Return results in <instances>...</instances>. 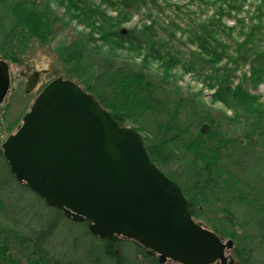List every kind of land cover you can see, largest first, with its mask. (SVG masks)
Here are the masks:
<instances>
[{
  "label": "trees",
  "instance_id": "trees-1",
  "mask_svg": "<svg viewBox=\"0 0 264 264\" xmlns=\"http://www.w3.org/2000/svg\"><path fill=\"white\" fill-rule=\"evenodd\" d=\"M1 1L3 9H7L8 15L14 19L10 30L4 33L6 38L10 36L5 40L6 46L16 49L11 39L13 34L46 41L53 14L48 0H41V4H36L35 0ZM56 1L65 5L70 19L88 28L87 33L61 49L69 67L68 73L120 125L130 120L140 131L146 130L147 125L153 127L151 135L143 137L148 157L180 187L190 204L195 199L207 198V192H214L211 178L225 177L227 180L219 183L222 188L216 191L230 192L243 199L252 211L264 216V186L262 189L246 187L240 184L236 173L218 170V159L229 146L248 147L250 153L244 155L243 151L242 155L246 158L252 155L253 169L258 166L254 169V180L264 181V100L254 92L264 82V0H254L252 4L249 0H200L203 5L210 4L214 11L210 17L191 27L187 38L194 48L188 50L184 70L200 75L205 86L212 90V100L228 107L231 115L204 109L199 92L183 97L177 87L172 90L173 95L160 87V83L172 78V70L182 64L185 56L173 46L174 29L167 24H158V19L152 16V11L163 9L158 0H97L98 3L93 2V5L88 0ZM142 6L147 9L145 22L130 29L124 28L132 10L138 11ZM244 7L247 10H242ZM107 8L115 13L109 14ZM231 11H235V23L226 26L222 20ZM3 49L6 47H0V56L10 58L11 54L7 55ZM152 62L160 72L155 78L146 72ZM243 66L247 69L240 73L237 81L234 80L235 73ZM157 92L162 93L161 97ZM162 112L166 118L159 117ZM149 117L150 121L147 120ZM204 123L209 126V131L203 134L200 127ZM237 129L241 139L230 140V131ZM186 158L190 169L193 168L187 177L199 179L192 197L174 174L181 166V160ZM3 230L0 229V234ZM224 234L233 239L236 237L232 230ZM5 239L0 238L2 262H8L6 252L10 249ZM19 241L28 243L27 238ZM113 242L111 239L101 241L102 254L108 260L105 264H112L110 261L126 264L122 256L114 254ZM123 244L132 245L130 242ZM138 248L144 264H158L152 255ZM28 249H32L36 258L30 264H77L71 260L53 259L35 245L25 247L26 256ZM94 264H102L99 257ZM133 264L139 263L134 261Z\"/></svg>",
  "mask_w": 264,
  "mask_h": 264
},
{
  "label": "water",
  "instance_id": "water-1",
  "mask_svg": "<svg viewBox=\"0 0 264 264\" xmlns=\"http://www.w3.org/2000/svg\"><path fill=\"white\" fill-rule=\"evenodd\" d=\"M9 81L0 57V103ZM207 131L203 124L200 132ZM1 150L18 182L73 221L87 219L94 236L133 239L159 263H226L233 241L193 221L180 188L149 159L142 135L73 81H50Z\"/></svg>",
  "mask_w": 264,
  "mask_h": 264
},
{
  "label": "rangeland",
  "instance_id": "rangeland-1",
  "mask_svg": "<svg viewBox=\"0 0 264 264\" xmlns=\"http://www.w3.org/2000/svg\"><path fill=\"white\" fill-rule=\"evenodd\" d=\"M10 1L11 0H5V3ZM48 1L53 14L50 31L46 41H40L32 37L26 39V36L22 34H10L13 40L12 42L14 45L16 44V49L11 50L9 45L6 46L7 43H5V40L10 36L6 38L4 33L10 30L11 22H13L14 19L8 15L9 12L7 9H3L4 4L0 0V47H6V49H3L5 50L4 52L12 56L3 59L7 61L13 71L21 67L25 62L34 61L38 69L47 67L50 71H55L56 74L63 78L70 79L78 84L76 78L68 73L69 67L66 64L65 55L61 49L79 35L87 33L88 28L78 23L75 19H70L69 14L66 12L65 5L58 4L56 0ZM253 1L254 0H249L251 4ZM88 2L92 5L93 2L98 3L97 0H88ZM35 3L41 4L42 2L41 0H35ZM158 4L163 9L152 11V16L158 19V24H167L174 29L173 46L175 48L177 47L185 56L182 59V64L172 70V78L168 80V82L160 83V87L162 89L165 88V91L170 95H173L172 90H175L177 87L179 88L180 95L183 97H188L191 96V94L199 92L200 100L204 103V109L210 110L212 113L216 114L223 111L226 115H231V111L228 107L219 101L212 100V90L205 86L200 75L193 71H186L183 68V64L186 58H188V50L194 48L187 39L191 33L190 28L200 21L205 20L207 17H210L214 8L210 4H201L200 0H158ZM242 10H247V8L244 7ZM107 11L109 14L115 13L109 8H107ZM146 12V6H142L138 11L132 10L130 20L124 23L123 27L130 29L134 26L141 25L145 22ZM234 12L235 11H231L230 15L223 18L222 23L224 25H234ZM147 22L149 21L147 20ZM60 50L62 52L61 54ZM91 58L93 59V55ZM156 67V63L152 62L148 68H146L148 69L146 70L147 74L152 78H155L160 73ZM246 69L247 67H241L235 73L234 80L237 81L240 77V73ZM50 76L51 73L48 74L46 78ZM20 86V88L17 87L20 90L8 94L5 107L2 110L0 109V151L1 143L6 139L9 133L16 129V124L27 112L28 106L31 105L30 103L36 93V87L32 92L24 93L22 89L23 83H20ZM254 92L264 100V82L260 83ZM157 95L161 97L162 93L157 92ZM160 114V118H166L165 112ZM147 120L150 121V117ZM149 121L145 122L149 124ZM125 125L137 130V125L130 120H128ZM151 128H153L151 125H147L146 130L137 131L143 137L145 135L149 136L151 135ZM229 138L230 140L241 139L240 130L230 131ZM243 151L246 153L244 155L250 153L248 147L237 149L236 147L229 146L218 159V165L220 166L218 170H222L225 173L226 171L236 173L240 184L243 183L246 187L255 186L262 189L264 181L256 182L254 180V173L256 171L254 169L258 166L253 169L255 161L251 159L252 155H248L249 158L243 157ZM187 159L188 158L181 160L179 163L181 166L178 170H175L174 174H176L179 184L182 185L192 197L197 189L195 186H197L199 179L187 177V175H189V173L191 174V171H193V168L190 169L189 167L190 164L186 162ZM186 165H188V170H185ZM226 180L227 178L225 177L211 178L210 181L214 185V187H212L215 189L214 192H211V194H213V199L210 200L209 197L205 199L201 198V200L195 199V205H199L201 211H204L201 213L204 222L212 226L213 223H210L206 218L210 216V206L214 205L215 208H221L225 205L224 200L226 198H233L234 200L232 202L235 201V203L228 206L229 212L234 218L233 230H236V237L233 240L238 247L243 248L242 250L250 251V253L247 254V264H264V216L258 214V212L252 211L243 199L234 197L230 192H217V189L222 188H219L220 181ZM206 194L208 196V192ZM216 212L219 215L222 214L220 210H216ZM230 225L231 223L227 224V226L231 228ZM1 228H4V230L3 232L1 231L2 236L0 234V238H7L5 240L10 246L8 252L11 254L9 260L11 264H30V262L36 259L35 255H32V249H28L29 253L27 256L24 254L25 247L29 248L31 245H35L44 250L47 252L48 256L53 259L61 261L71 260L77 262V264H94L96 257L100 258L102 264L108 261L102 254L100 239L90 235L81 224L71 223L65 220L52 207L46 206L43 200L35 193L31 192L27 186L19 184L15 178L11 176L7 163L3 156L0 155V229ZM225 237H228V235H225ZM21 238H27L28 243L22 244L19 241ZM120 244L124 247L118 251L117 256H122L126 264H133L134 261L139 264H144L145 260L142 254L139 253V248L137 246L130 244L127 246L122 244V242ZM110 262L113 264L112 261ZM2 263V260H0V264ZM163 264L177 263L167 261Z\"/></svg>",
  "mask_w": 264,
  "mask_h": 264
},
{
  "label": "flooded vegetation",
  "instance_id": "flooded-vegetation-1",
  "mask_svg": "<svg viewBox=\"0 0 264 264\" xmlns=\"http://www.w3.org/2000/svg\"><path fill=\"white\" fill-rule=\"evenodd\" d=\"M8 69H9V77H10V83H9V90H8V93H7V96L8 94H10L11 92H16L18 90H20L19 88L21 87L20 86V83L22 84L23 83V92L24 93H29V92H32L35 87H36V93H35V96L33 97L32 101L34 100V98L37 96V94L50 82L52 81L53 79H55L56 77H62L58 74H56L55 71H50L47 67L44 68V69H38L35 65V62L34 61H29V62H25L23 65H21V67H19L18 69H16L15 71H13L11 69V67L9 66L8 64ZM51 73V76L49 78H46V76L48 74ZM63 78V77H62ZM33 80V83H32V87L30 88V90L28 92L25 91L26 87H27V84L31 82V80ZM65 79V78H64ZM19 87V88H17ZM6 101L7 99L5 100L4 103H1L0 104V109L2 110L4 107H5V104H6ZM31 101V103H32ZM30 103V104H31ZM30 106V105H29ZM28 106V107H29ZM21 122V118H20V121H18V123L16 124V127L19 125V123ZM220 180V179H219ZM19 184H23L26 186L25 183H19ZM213 194H208L207 197H209L210 200H212ZM224 195V194H223ZM42 199V198H41ZM234 199L232 198H226L224 200V206H222L221 208H215L214 205H211L210 207V212L209 215L210 216H207L206 218L208 219V221L210 223H213V225H208V223L204 222V220L202 219L201 217V213L204 212V211H201L200 209V206L199 205H195V201L191 202L190 204V213H191V217L193 218V220L195 222H197L198 224L202 225L203 227H206L208 229H210L211 231L215 232L222 241H226L227 239H233L231 238L230 236L228 237H225V235H223L226 230L230 229V227L227 226V224L231 223V228L233 227V221H234V218L232 216V214L229 212V208L228 206L229 205H232L234 202H232ZM215 201V200H214ZM65 220L71 222V223H78V224H81V226H83L85 228V230L91 235V233L89 232L88 230V221L86 219H84L83 221L81 222H74L70 217H66L63 212L60 210V209H55ZM216 210H220V212H222V214H218L216 212ZM50 225V224H49ZM227 226V227H225ZM93 236V235H92ZM113 240L114 242V254L117 256L118 254V251L121 249V247L117 246L119 245L121 242L122 244L125 243V242H130L133 246H138L140 247L135 241L131 240V239H127L123 236H119V235H112L111 237L109 238H105V239H100L101 241H104V240ZM142 248V247H140ZM146 253L152 255L156 261L159 263L158 261V256L156 253L154 252H151V251H148L144 248H142ZM243 248L241 247H238L237 244H235L234 240H233V247L230 248V249H226L224 251V254L225 256L227 257V260H226V263L225 264H247L248 263V257H247V254L250 253L249 250H242ZM173 262V263H177V264H180L176 261H173L171 259H166L164 261L165 262ZM2 264H11L10 262L9 263H2ZM163 264V263H161ZM212 264H219L217 261L213 262Z\"/></svg>",
  "mask_w": 264,
  "mask_h": 264
},
{
  "label": "bare ground",
  "instance_id": "bare-ground-1",
  "mask_svg": "<svg viewBox=\"0 0 264 264\" xmlns=\"http://www.w3.org/2000/svg\"><path fill=\"white\" fill-rule=\"evenodd\" d=\"M230 230H232L233 232H236V230H233V227L228 229V231L226 230V233H228Z\"/></svg>",
  "mask_w": 264,
  "mask_h": 264
}]
</instances>
